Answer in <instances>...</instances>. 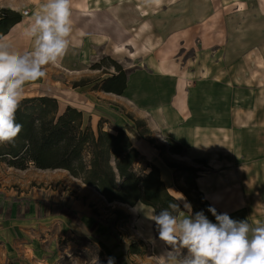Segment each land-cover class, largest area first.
Wrapping results in <instances>:
<instances>
[{
  "label": "crops",
  "instance_id": "0c3cea01",
  "mask_svg": "<svg viewBox=\"0 0 264 264\" xmlns=\"http://www.w3.org/2000/svg\"><path fill=\"white\" fill-rule=\"evenodd\" d=\"M42 4L28 6L23 0H0V9H10L21 15L29 12L21 23L3 37L11 45L12 51L23 53L33 49L34 41L25 35V29L33 22V14L39 11ZM105 8L108 7L103 5V12H107ZM214 19L217 20V12ZM82 29L78 25L74 33L76 30L78 33L84 31ZM206 29L207 26H203L199 31ZM213 32L218 33L219 27L215 25ZM102 37L103 44L99 46V52H102L103 60L110 55V46L104 44V35ZM68 39L70 43L73 37ZM88 39L91 43H96L91 36ZM200 42L201 48H198L197 57L194 59L182 62L178 59H157L154 69L149 66L147 70L140 69L134 76L129 77L122 95L105 92L102 87L110 77L107 74L108 69H92V66L100 62L94 61L90 66L87 65L89 54L84 53L86 48L75 49L69 45L67 53L56 63L63 70L54 65L45 66L46 75L25 87L24 99L42 96L57 99L58 96L53 91L64 77L72 78L74 83H78L81 78L79 75L83 71L94 73L95 81L87 86L78 85L74 89V92L76 89L80 91L76 92L77 97L82 95L81 100L87 102L88 106L71 107L83 112L96 131L101 125L105 132L114 133V129L119 128L129 135L134 147L145 160L160 169L162 181L169 193L173 197L183 194L186 198L178 200L183 210L178 216H190L194 213L192 206L191 213L184 207L185 203L190 204L184 193L187 190L178 183L174 170L166 165L169 156L184 163L198 160L206 162V167L202 168L204 172L199 173L196 185L205 200L218 213H227L234 220H247L253 227L264 224V143L262 146L256 143L255 134L257 130L264 131V87L257 86L258 79L249 75L251 72L246 69V61L240 59L239 55L237 58L224 59L219 41L204 42L201 38ZM71 59L76 60L72 62ZM229 67L232 69H227ZM66 70L73 74H68ZM99 103L103 104L102 112L94 110L99 108ZM68 106L70 105H66L62 111ZM258 113L263 116L260 126L257 125L261 128L254 129ZM169 140L184 147L186 153L171 154L168 150ZM166 152L170 153L169 156ZM13 175L15 174L11 176L7 173L8 179L4 182V175L0 173V193L5 194L3 198L14 195L15 186H12L11 178L16 176ZM74 185V209L77 213L88 217L91 207L95 209L94 206L101 201L108 206L115 205L109 204L100 193L79 179L74 178ZM85 199L88 201L86 205ZM12 207L9 204H6L4 210L0 207V211L4 213V222L0 224V264L14 263L9 257L12 239L8 234L11 229L9 219L13 216ZM86 207L88 210H85ZM132 209L134 213H139L133 227L127 228L126 239L122 241L119 239L117 242L116 238L105 236L106 243L116 245L113 252L105 248L106 254L108 257H122L126 264H159L160 253L166 246L158 240L156 226L149 219L156 212L141 204ZM9 210L10 217L7 215ZM134 213L130 215L135 216ZM101 225L104 227L101 228ZM105 226L103 222H99L97 228L103 231ZM150 238H156L154 244L149 243ZM129 243H138L142 253L127 252ZM180 254V250H176L177 264L181 260ZM21 257L28 264L34 260L26 253Z\"/></svg>",
  "mask_w": 264,
  "mask_h": 264
},
{
  "label": "rangeland",
  "instance_id": "374dc122",
  "mask_svg": "<svg viewBox=\"0 0 264 264\" xmlns=\"http://www.w3.org/2000/svg\"><path fill=\"white\" fill-rule=\"evenodd\" d=\"M23 1L29 4L28 6H39L46 2ZM103 5L108 7L105 8L107 12L102 11ZM216 12L217 20L214 19ZM263 12L262 0H71L72 34L69 37L72 36L73 39L69 45L75 49L86 48L84 53L89 54L87 65L90 66L94 61L102 62L99 46L103 44L104 35V44L110 46V55L104 57L105 68L109 71L107 74H116L113 66L115 62L127 73L129 79L142 68L147 70L149 66L154 69L153 65L157 59H178L180 62L194 59L197 57L198 48H201V38L204 42L219 41L222 44L220 47L223 48V58H237L239 55L240 59L246 61V69L251 72L249 75L258 79L257 86L264 87ZM78 25L79 28L83 27L84 31L78 33L76 30L74 33ZM215 25L219 27L217 35L213 32ZM203 26H207V29L200 32L199 28ZM89 36L94 38L96 43H91ZM242 53L245 54L241 57ZM75 60L71 59L72 62ZM93 74L85 70L79 75L81 78L78 83H74L72 78L64 77L56 85L53 92L58 96L61 111L68 104L88 106L87 102L81 100L82 95L77 97L76 92L80 91L76 89L74 92V89L78 85L87 86L95 81ZM98 105L99 108L94 110L102 112L103 104ZM256 118L258 120L254 129H260L258 126L263 116L258 113ZM255 134L256 143L262 146L264 131L257 130ZM166 153L169 156L170 153ZM167 158V166L173 163L204 168L194 161L184 163L170 156ZM7 167L5 163L0 162V173L4 175V182L8 179L7 173L16 176L11 178L12 186H15L14 195L3 198L5 194L2 195L1 192L0 207L4 210L6 204L13 206V216L9 219L11 229L8 233L12 239L9 257L14 260L13 264H28L21 257L25 253L31 260L34 259L29 264L38 261H41L40 264H107L106 249L113 252L116 245L104 241L108 236L101 235L102 229H98L97 225L103 222L106 229V222L115 221V228L119 233L117 242L119 239L122 241L126 239L127 228L133 227L139 214L129 211L127 207L108 206L101 201L97 202L95 209L91 207L87 217L74 209L76 185L74 177L69 173L42 172L34 167L23 173H16L14 168L8 170ZM176 177L181 187L190 192L186 181L187 174L178 172ZM87 202L85 199V205ZM68 211L74 213L76 218L64 215ZM131 213L135 216H131ZM21 215L23 218H20ZM3 220L4 213L0 211V224ZM102 227L104 225H101ZM128 249L127 252L132 254L134 251L142 253L138 243H129ZM178 250L181 253L179 258L183 259L184 250L180 247ZM115 264H126L125 259L116 257Z\"/></svg>",
  "mask_w": 264,
  "mask_h": 264
},
{
  "label": "trees",
  "instance_id": "16d2710c",
  "mask_svg": "<svg viewBox=\"0 0 264 264\" xmlns=\"http://www.w3.org/2000/svg\"><path fill=\"white\" fill-rule=\"evenodd\" d=\"M22 21L23 15L20 13L0 9V37H5ZM104 61L105 58L92 69H102L105 67ZM113 66L116 74H111L105 80L102 89L107 93L122 95L127 88L128 75L115 62ZM16 121L23 125V129L15 143L0 146V162L9 168L20 171L30 167L43 171L65 170L94 188L109 204L117 202L132 208L141 204L158 214L170 203H175L179 209L174 214L179 215L183 211L180 202L174 199L162 181L160 169L145 160L123 129H114V133H111L103 131L99 125L96 131L83 112L71 106L61 111L58 100L50 96L23 99L16 112ZM168 144L171 154L186 153L184 147L172 140ZM196 162L206 167L205 161ZM168 166L176 175L178 172L187 174L186 181L191 191L184 193L193 213L204 211L208 219L215 223V217L207 211L210 204L196 185L202 169L173 163ZM116 214L120 215L121 212ZM7 215L10 217V210ZM64 215L75 217L70 211ZM106 223L107 228L101 235L117 238L119 233L115 221ZM137 253L134 251V254Z\"/></svg>",
  "mask_w": 264,
  "mask_h": 264
},
{
  "label": "clouds",
  "instance_id": "9594fccd",
  "mask_svg": "<svg viewBox=\"0 0 264 264\" xmlns=\"http://www.w3.org/2000/svg\"><path fill=\"white\" fill-rule=\"evenodd\" d=\"M71 32V0H46L25 29V35L34 41L31 51H12L0 37V146L14 144L22 132L16 112L25 87L43 78L45 66L55 65L66 54ZM174 199L186 200L183 194ZM184 207L191 213L189 203ZM178 209V204L170 203L149 217L158 240L166 246L159 264H177V246L184 250L178 264H264V224L253 227L247 220L218 213L211 205L207 211L215 217V223L204 211L180 217L174 214ZM155 239L150 238L149 243L154 244ZM107 264H115V257L109 256Z\"/></svg>",
  "mask_w": 264,
  "mask_h": 264
},
{
  "label": "bare ground",
  "instance_id": "6f19581e",
  "mask_svg": "<svg viewBox=\"0 0 264 264\" xmlns=\"http://www.w3.org/2000/svg\"><path fill=\"white\" fill-rule=\"evenodd\" d=\"M56 68H59V69H62V67L60 66V65H58V64H55L54 65ZM63 70V69H62ZM66 72L68 73V74H73L71 71H67L66 70ZM75 73V72H74ZM42 172H49V171H43V170H41ZM63 171H65V170H55V171H53V172H63ZM67 172V171H66ZM102 198V197H101ZM115 205H119V206H121V207H127L128 209H129V211H133V209H132V207H129V206H127V205H124V204H121V203H115Z\"/></svg>",
  "mask_w": 264,
  "mask_h": 264
},
{
  "label": "built area",
  "instance_id": "2783aa9c",
  "mask_svg": "<svg viewBox=\"0 0 264 264\" xmlns=\"http://www.w3.org/2000/svg\"><path fill=\"white\" fill-rule=\"evenodd\" d=\"M22 15L23 17H27L29 15V12H24Z\"/></svg>",
  "mask_w": 264,
  "mask_h": 264
}]
</instances>
